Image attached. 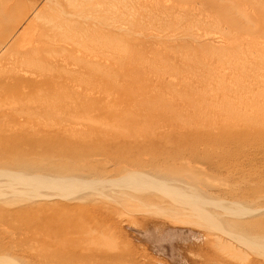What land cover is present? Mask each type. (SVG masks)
<instances>
[{
	"label": "rangeland",
	"instance_id": "rangeland-1",
	"mask_svg": "<svg viewBox=\"0 0 264 264\" xmlns=\"http://www.w3.org/2000/svg\"><path fill=\"white\" fill-rule=\"evenodd\" d=\"M107 1L66 13L80 24L72 30L53 27L64 15L48 0L17 23L32 5L21 0L11 27L0 24L12 33L7 47L32 40L0 62V170L26 162L40 173L47 161L72 170L64 150L89 145L99 152L94 173L114 178L130 168L250 206L246 217L210 208L248 232L242 223L264 217V0ZM27 20L34 24L20 37ZM0 180V264H264L259 241L245 245L182 217L184 205L157 191L87 189L22 202Z\"/></svg>",
	"mask_w": 264,
	"mask_h": 264
},
{
	"label": "bare ground",
	"instance_id": "bare-ground-1",
	"mask_svg": "<svg viewBox=\"0 0 264 264\" xmlns=\"http://www.w3.org/2000/svg\"><path fill=\"white\" fill-rule=\"evenodd\" d=\"M19 1H21V0H6L5 2L0 1V12H1L0 13V24H4L6 22L4 25L11 27V25H10V22H12L11 18H12V15L15 13L14 11L16 10V5L19 3ZM37 1L38 0H32V5L29 6V9L26 11V13H24L22 18H20L18 21L16 20L17 23H19L28 13L31 14V13H34L37 10V7H36V6H38L37 5ZM53 2H51V0H48V4L53 3ZM106 2L108 3L107 0H99L98 3L93 2V0H64V2L59 1V0H55L54 3H56L58 5L57 6V11L60 12L61 14H63L64 16L62 15L63 18H59V19H56V20H51V23H52L53 27H55V28L56 27L65 26V28H68L70 30L75 29L80 24L78 22L74 21L73 18L72 19L67 18L66 17L67 16L66 13L73 15V14H76L75 13L76 11L80 10L81 11L80 13H83V15H84V14H86L85 12L87 10L88 11H90L92 9L98 10V8L105 7V5L107 4ZM44 5H45V3H44ZM42 9L43 8H40V9L38 8V10L35 12V15L40 14ZM60 13H58L57 16H59ZM8 17H9V19H8ZM25 18H27V17H25ZM85 20H87V16L85 17ZM17 23L14 22L12 24L13 28L15 27V25ZM6 24H9V25H6ZM33 24H34L33 21L29 20L27 22V24L25 25V27L23 28V30H22L23 32H22L20 37L24 36V34H26L27 32H30V29L32 28ZM46 25H49V23L46 24ZM83 25L87 26V24H85V23L84 24L82 23V26ZM1 26H2V29H3V25H1ZM38 27H39V25H38ZM7 28L6 29L4 28V29L7 30ZM9 29H8V31H11ZM2 33H1V30H0V38H1V40H0V62H2V63L6 62V61L9 62L10 60H12V57H14L13 54H12V51L13 52L16 51L17 53H19L20 51L22 52V50H24L25 46H27L26 44H28V42L32 41V40L28 41V39H26V41L22 43V46L20 47V49H16L17 45H16V42H15V43H12V45L10 46L11 48H10V47H7V45H9L7 43L9 41V39H11L10 37H11L12 33L10 32L9 34H6V35H3ZM34 35H33V37H34ZM18 37H17V39H18ZM33 37H32V39H33ZM36 40H37V38H36ZM39 41H41V40H39ZM34 42H36V41H34ZM31 46H33V45H31ZM28 51H29V49H28ZM20 70H26V69L22 68ZM10 71L13 72L12 70H10ZM11 72L8 73V76L13 75V73L17 74V72H13V73H11ZM14 76H16V75H14ZM14 76H13V79H17ZM31 81H33V80H31ZM0 82H4L3 78H0ZM7 82H8V80H7ZM15 83H17V82H15ZM18 83L21 84L22 86H25V87H28L29 84H30L29 81H26L24 76L20 77V79L18 80ZM23 92H25V91H23ZM182 120H183V118H182ZM31 135L33 136V133H31ZM106 137H107V135H106ZM115 141H117V140L115 139ZM77 146H78V144H77ZM91 147L92 146H89V145H80L79 144V147L72 146V148L68 147L66 150H64V152H66V153H64L65 155H62V157L63 156H69V157L75 159V161L73 160V162H71V165L74 166L72 168V170H69V169L66 170L68 168L66 166L67 167V168L65 167L66 171L62 168L63 170L58 172V170L56 168H58V166H61V164L60 163H56V164L51 163L53 161H51V162L47 161V165L45 164L46 167H44L46 169H44L40 173H34V172L30 171L31 168H29L27 166V164H25L26 162H23L24 164H22V163L14 164L13 163L14 165H17V166L20 165V166H18L17 169H4V168L1 169L0 170V177H4L6 179V184H10L9 186L6 185L7 188L4 191H6L8 194H10L12 192L15 193L17 198H20V200H22L23 198H26V200H24V201H27V202H28V200L29 201L31 199L34 200L35 198H37L38 200L40 198V199L44 200V202H45V200L52 199L54 197H58V198H62V199H69L70 200V198H72L71 195H72L73 192H75L77 190H86L87 191V189H91V190L93 189V191H104L106 189H111V188L113 189V187H118V188L121 187V188H124V189H129L131 191L132 190L139 191L138 193H140V194H142L141 192H143V191H145V193H146V191H148V190L149 191H157V192L161 193V195H165L163 197L168 196L171 199V201L173 200L174 203L177 204V205L178 204L181 205V206L184 205V207H186V205H188L186 207V209H184V207L183 208L181 207L179 209V212H178L179 214L178 215H181L182 217L186 216L187 218L188 217H192V218L196 217L197 220H199L200 224L203 223V225H206L207 228H210V229H213V230H218V229L219 230L220 229L226 230V231H228L227 233L230 234V236H232L234 239H236L238 241H241L245 245L248 244L250 246L251 242H252L250 240H257L264 247V217H261L258 214V217H260L259 219H257V218L254 219V220L250 219V221L242 223L241 227L248 231V232H244V229H242V231L244 232V233H242V232H235L236 228H231L230 227V222H229L228 219L227 220H228L229 223L225 224L221 220V217L218 215V212L216 214V212H212V210H210V208L213 209L214 207H217V209H219L220 211H223L224 213L230 214V215H232L234 217H237V216L238 217L239 216L246 217L247 215L251 214V212L249 211L250 206H249V209H247V208L243 207V205L241 206L239 201L236 203V202H230V201L227 202L225 200H220V199H216V198L212 199V197L210 198L209 196L206 195V191H204L205 193H204V196H203L202 195L203 191H198V190H194V189L191 190L190 186H185V185L179 186L180 184L178 183L179 184L178 185L176 183L177 181L175 182V181L170 180V179H168V180L167 179H163V178L161 179V178L156 177L154 175H149V174H147L145 172L138 171V170H132L131 169V171H129L130 168H129L128 171H126L125 173H123L119 177H114V178H108L107 176H105L103 174L94 173V171L91 169L92 163L94 162V160H93L94 158L93 157L95 155H98L99 152H96L95 149L91 150ZM129 148H131V147H129ZM117 149H118V147H117ZM12 150H14V151L17 150L18 152L23 151V149H21V147L20 148L15 147L14 149H10V152H12ZM5 151H9V149H7V150L5 149ZM5 151L3 153L6 154L7 152H5ZM125 151L127 152V150H125ZM58 156H60V158H62L61 157V153ZM54 158H56V157L54 156ZM65 158L67 159L68 157H65ZM96 159L100 160V158H96ZM29 160H32V159H29ZM29 160H27V161H29ZM37 161H38V163H40V161L38 159H37ZM61 161H64V160H61ZM54 162H55V160H54ZM81 162H82V164H80ZM43 163H44V161H43ZM40 164H42V163H40ZM77 164H78V166L83 168V171H76ZM168 164H170V163H168ZM25 165L28 168H26ZM22 166H23V168H19V167H22ZM77 169L81 170L80 168H77ZM211 170H213V169H211ZM54 171H57V172H54ZM55 173H57V174H55ZM0 181H2V180H0ZM91 190H89V191H91ZM0 195H1V191H0ZM95 195H97V194H95ZM87 200H88V198H87ZM89 200H90V198H89ZM210 201H211V203H210ZM22 202H23V200H22ZM63 203L61 205L62 207H63ZM34 205L35 204L33 202V203L27 204L26 206H24V205L19 206V208H17L15 211H13V213L21 215L22 213L29 212L31 209L34 208ZM35 207H38V205L35 206ZM41 208L42 207H40V209H38V211L41 210ZM63 209H64V207H63ZM67 209H70V208H67ZM72 209H74V208H72ZM256 210L257 209L254 210L253 217L257 216ZM258 210H260V209H258ZM261 210H264V209H261ZM176 213H177V211H176ZM223 220H225V219H223ZM234 224L235 223L233 222V225ZM254 233H260L261 235L260 236L251 235V234H254ZM236 234H237L238 237L236 236ZM56 245L61 246L60 244H56ZM59 246H56V247H59ZM263 257H264V255H263ZM56 259L57 260H61L62 257H58Z\"/></svg>",
	"mask_w": 264,
	"mask_h": 264
}]
</instances>
